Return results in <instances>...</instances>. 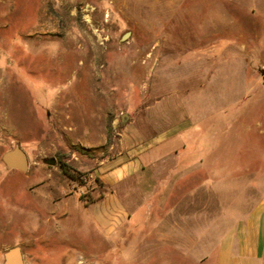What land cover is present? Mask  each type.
I'll return each instance as SVG.
<instances>
[{
  "label": "rangeland",
  "instance_id": "obj_1",
  "mask_svg": "<svg viewBox=\"0 0 264 264\" xmlns=\"http://www.w3.org/2000/svg\"><path fill=\"white\" fill-rule=\"evenodd\" d=\"M16 145L26 171L1 162ZM132 145L144 175L128 197L153 207L106 237L81 201ZM63 188L79 201L53 202ZM253 214L264 237V0H0V264L15 246L25 264H217Z\"/></svg>",
  "mask_w": 264,
  "mask_h": 264
},
{
  "label": "crops",
  "instance_id": "obj_2",
  "mask_svg": "<svg viewBox=\"0 0 264 264\" xmlns=\"http://www.w3.org/2000/svg\"><path fill=\"white\" fill-rule=\"evenodd\" d=\"M105 118L106 114L104 115V119ZM139 137V135L132 136L136 142H142ZM152 140L153 148L167 143L165 142L166 140L163 141L160 138V135L155 136ZM133 141L125 140L123 144L127 147V145L129 146ZM78 144L84 147H89V145H91L90 141L87 139H80ZM141 157V153L137 152L134 145H132V148L122 150L118 152L116 156L100 161L98 166L93 169L92 176L98 177L104 184L103 196L93 200L89 204H85L81 201V205L83 206L85 214L91 218L93 227L98 231H103L106 237H118V235L132 222L134 210L138 207L145 205H148L150 209L153 207V202H149L151 199L146 197L131 199L128 197L127 185H129V182L133 181L134 178L139 180L142 175H144ZM27 178L29 179V176H27ZM63 189V193L65 194L53 197V202H61L65 207L66 204L71 203L70 200L73 199L71 198L73 195L76 197L75 200L79 201L75 194L67 192L65 188ZM254 213L256 214V211H254ZM57 214V218L60 219V221L68 215V213H65L64 209H60ZM144 216H146L145 220H152V216L149 213L142 215V217ZM165 219V217L162 218L161 216H157L153 223H155L158 228L159 224L162 225ZM243 224L245 226L241 227L237 233L232 230L231 232L228 231V233L223 236L217 251V264H264L263 218L259 215L254 216L253 214L243 219ZM163 228L165 229L166 225L163 226L162 229ZM175 229H177V227ZM256 234L257 243L253 245L252 242L253 239H256ZM164 237L170 239L171 235L169 234L168 237L164 235ZM120 239H124V235L121 234V236H119V240ZM238 241L241 243L242 252L244 254L240 259L232 258L231 256ZM256 246L258 248L255 254L253 249Z\"/></svg>",
  "mask_w": 264,
  "mask_h": 264
},
{
  "label": "water",
  "instance_id": "obj_3",
  "mask_svg": "<svg viewBox=\"0 0 264 264\" xmlns=\"http://www.w3.org/2000/svg\"><path fill=\"white\" fill-rule=\"evenodd\" d=\"M128 34L122 37L126 40ZM129 115L125 114L122 117V122H126ZM1 162L6 169H15L19 171H26L28 168V158L25 151L18 145L6 151L2 157ZM2 264H25L21 248L18 246L8 249L3 256Z\"/></svg>",
  "mask_w": 264,
  "mask_h": 264
},
{
  "label": "trees",
  "instance_id": "obj_4",
  "mask_svg": "<svg viewBox=\"0 0 264 264\" xmlns=\"http://www.w3.org/2000/svg\"><path fill=\"white\" fill-rule=\"evenodd\" d=\"M74 151H75V152H78V153H80V154L87 155V156H90V155H91V154H90V151H89L88 149L83 148V147H81V146H76V147L74 148ZM60 156H61V155L58 156L59 159H60ZM60 160H61V159H60ZM59 166H60V168H61L63 174H64L66 177H68L71 181H76V180H77V176H76V174L74 175V174H72L71 172H69V171L67 170L66 164L61 163ZM87 203H89V201H88Z\"/></svg>",
  "mask_w": 264,
  "mask_h": 264
},
{
  "label": "flooded vegetation",
  "instance_id": "obj_5",
  "mask_svg": "<svg viewBox=\"0 0 264 264\" xmlns=\"http://www.w3.org/2000/svg\"><path fill=\"white\" fill-rule=\"evenodd\" d=\"M54 161H55V163H58L59 165H60L61 163H63L62 160H60V159H58V158H55V159L52 160L51 162L53 163Z\"/></svg>",
  "mask_w": 264,
  "mask_h": 264
}]
</instances>
